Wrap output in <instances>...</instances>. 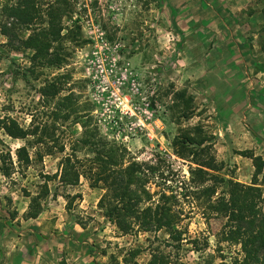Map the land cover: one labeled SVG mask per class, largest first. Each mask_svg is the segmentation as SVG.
<instances>
[{
	"label": "rangeland",
	"instance_id": "obj_1",
	"mask_svg": "<svg viewBox=\"0 0 264 264\" xmlns=\"http://www.w3.org/2000/svg\"><path fill=\"white\" fill-rule=\"evenodd\" d=\"M74 21L87 43H67L73 52L62 69L32 61V51L11 50L0 33V118L10 115L28 126L32 114L52 122L58 100L46 104L40 92L70 74L63 95L73 92L91 104L101 135L125 146L133 160L156 167L152 193L179 195L183 245L167 247L166 230L123 235L99 208L105 191L83 178L76 187L50 181L42 213L27 219L32 197L65 157L39 160L31 149L27 171L5 178L0 170V264H148L155 250L185 264H241L240 246L218 243L226 220L205 217L198 201L183 198L180 188L190 181L192 165L174 155L180 126L168 93L186 89L195 97L201 115L181 126L202 122L214 134L224 165L218 175L252 185L253 161L240 152L264 159V0H79L66 25ZM64 126L58 134L65 139L83 134L81 124ZM0 138V154L9 149L15 159L29 143ZM258 182L264 193V171ZM67 194L82 196L70 210ZM135 249L141 253L132 258Z\"/></svg>",
	"mask_w": 264,
	"mask_h": 264
},
{
	"label": "trees",
	"instance_id": "obj_2",
	"mask_svg": "<svg viewBox=\"0 0 264 264\" xmlns=\"http://www.w3.org/2000/svg\"><path fill=\"white\" fill-rule=\"evenodd\" d=\"M78 2L7 0L0 7V33L7 39L5 46L13 51H32L34 62L64 68L73 52L67 43L78 46L87 43L78 21H74L72 26L66 25L67 20H72ZM21 33L26 36L22 37ZM70 78V74L58 76L40 92L46 104L50 99L58 100L51 113L52 122L38 121L32 114L28 126L10 115L0 118V133L14 140L29 142L16 150V159L9 149L1 152L0 170L5 178H12L14 174L30 168L33 163L31 149L36 150L35 156L39 160L45 156L65 154L59 171L53 176H45L40 191L32 197L26 218L35 219L42 213V201L50 195V181L59 180L64 187H76L83 178L91 189L105 191L99 208L123 235L166 230L170 239L166 246L181 249L183 232L178 227L184 208L179 195L150 191L149 184L156 177V167L133 160L125 146L101 135L99 126L91 117V104L82 103L73 92L63 95ZM172 90L168 94L172 95L173 110L178 113L176 122L180 126L172 142L173 152L192 165L190 181H185L180 188L183 198L198 201L205 208V217L226 220L222 231L217 234L218 243L240 246L243 253L241 264H264V193L258 187V176L264 171V159L252 150L240 152L253 161L255 177L252 185L226 180L218 175L224 165L216 157L214 134L202 122L181 126L183 120L201 115L197 114L195 97L186 89ZM65 123L71 126L81 124V137L75 139L70 135L65 139L58 134ZM68 147L70 152H67ZM82 151L87 152L83 157L80 156ZM81 197V194H67V209L70 210L73 202ZM140 253V249L130 251L132 258ZM148 264L185 263L174 259L172 252L167 254L155 250Z\"/></svg>",
	"mask_w": 264,
	"mask_h": 264
}]
</instances>
